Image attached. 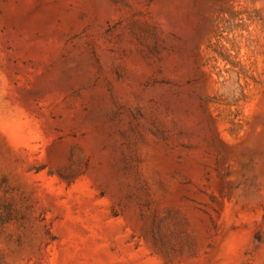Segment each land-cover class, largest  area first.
<instances>
[{
	"label": "rangeland",
	"instance_id": "374dc122",
	"mask_svg": "<svg viewBox=\"0 0 264 264\" xmlns=\"http://www.w3.org/2000/svg\"><path fill=\"white\" fill-rule=\"evenodd\" d=\"M0 264H264V0H0Z\"/></svg>",
	"mask_w": 264,
	"mask_h": 264
},
{
	"label": "trees",
	"instance_id": "16d2710c",
	"mask_svg": "<svg viewBox=\"0 0 264 264\" xmlns=\"http://www.w3.org/2000/svg\"><path fill=\"white\" fill-rule=\"evenodd\" d=\"M215 23L217 24V30H220V31H221V29H220V28H221V25H220V17H217V18H216ZM223 28L226 29L227 27H224V26H223ZM220 55H221L222 57H224V59H226V60L229 59L228 56H226V55H223V54H221V53H220Z\"/></svg>",
	"mask_w": 264,
	"mask_h": 264
}]
</instances>
